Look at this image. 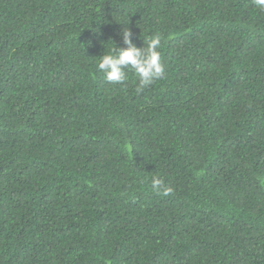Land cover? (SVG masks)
<instances>
[{
	"label": "trees",
	"instance_id": "trees-1",
	"mask_svg": "<svg viewBox=\"0 0 264 264\" xmlns=\"http://www.w3.org/2000/svg\"><path fill=\"white\" fill-rule=\"evenodd\" d=\"M124 26L139 93L97 70ZM0 264H264V10L0 0Z\"/></svg>",
	"mask_w": 264,
	"mask_h": 264
},
{
	"label": "clouds",
	"instance_id": "clouds-1",
	"mask_svg": "<svg viewBox=\"0 0 264 264\" xmlns=\"http://www.w3.org/2000/svg\"><path fill=\"white\" fill-rule=\"evenodd\" d=\"M254 3L264 10V0H254ZM118 35L122 37L124 47L116 46L111 39L108 40L111 41L109 50L99 57L97 70L103 74L108 83L123 84L128 79L125 71L128 69L137 79L136 91L142 92L164 73L161 35L158 33L152 35L143 47L133 44L131 30L127 26L122 27ZM151 188L161 196H169L173 193V188L159 176H153Z\"/></svg>",
	"mask_w": 264,
	"mask_h": 264
}]
</instances>
